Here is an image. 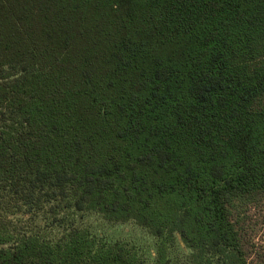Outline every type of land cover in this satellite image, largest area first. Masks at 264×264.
<instances>
[{"label":"trees","instance_id":"trees-1","mask_svg":"<svg viewBox=\"0 0 264 264\" xmlns=\"http://www.w3.org/2000/svg\"><path fill=\"white\" fill-rule=\"evenodd\" d=\"M263 200L264 0H0V264H255Z\"/></svg>","mask_w":264,"mask_h":264},{"label":"rangeland","instance_id":"rangeland-1","mask_svg":"<svg viewBox=\"0 0 264 264\" xmlns=\"http://www.w3.org/2000/svg\"><path fill=\"white\" fill-rule=\"evenodd\" d=\"M241 220L251 260L255 264H264V200L251 206Z\"/></svg>","mask_w":264,"mask_h":264}]
</instances>
